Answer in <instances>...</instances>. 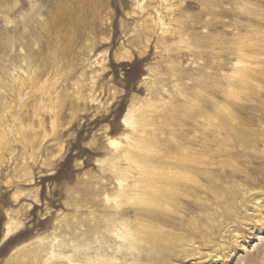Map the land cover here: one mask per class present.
<instances>
[{"label":"rangeland","instance_id":"374dc122","mask_svg":"<svg viewBox=\"0 0 264 264\" xmlns=\"http://www.w3.org/2000/svg\"><path fill=\"white\" fill-rule=\"evenodd\" d=\"M237 12L231 0H0V264L94 256L91 231L103 192L116 185L109 160L126 134L143 138L133 151L152 158L161 189L167 139L172 147L178 133L193 134L183 114L192 97L195 35L205 36L219 18L235 22ZM30 80L35 99L45 90L36 116L33 97L16 107ZM259 90L237 114L257 132L253 151L210 165L226 174L198 173L171 191L163 211L174 220L161 225L159 241L141 243L139 264H264ZM136 207L125 205L127 217Z\"/></svg>","mask_w":264,"mask_h":264},{"label":"bare ground","instance_id":"6f19581e","mask_svg":"<svg viewBox=\"0 0 264 264\" xmlns=\"http://www.w3.org/2000/svg\"><path fill=\"white\" fill-rule=\"evenodd\" d=\"M232 3L238 11L235 22L219 18L211 22L205 36L195 35L192 97L183 114V119H191L193 134L187 138L184 132L178 133L171 141L172 147L167 139L166 150L161 152V189L151 177L152 170L157 168L152 158L133 151L137 141L143 138L138 135L130 138L126 134L127 143L109 160L116 185L112 194L103 192L102 212L91 231L96 239L95 254L85 255L81 263L69 258L70 264L141 263L144 259L138 251L141 243L159 241L161 225L174 220L163 211L168 209L170 192L188 186V182L194 183L198 173L219 170L226 174L223 167L222 170L210 167L218 160L223 161V156L232 158L253 151L258 142L257 132L248 131L247 124L237 120V114L242 103L263 94L259 88L264 89V0H231ZM212 14L215 17L216 13ZM227 15L224 12L220 17ZM5 19L10 21L8 16ZM34 82L30 80L17 92L18 111L29 106L26 99L34 96L31 94ZM44 93L45 90L41 91L38 99L32 98L35 116L43 106ZM122 120L125 125L130 122L127 115ZM111 144L117 145L114 141ZM189 189L195 191L196 185H190ZM127 204L137 206L129 217ZM258 220L264 222V212L258 215ZM12 229L9 224L7 231Z\"/></svg>","mask_w":264,"mask_h":264}]
</instances>
